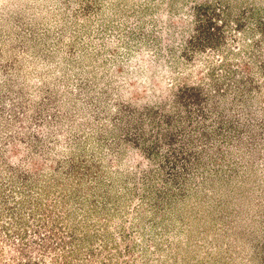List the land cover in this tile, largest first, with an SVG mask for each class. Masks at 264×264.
Masks as SVG:
<instances>
[{"label":"rangeland","instance_id":"374dc122","mask_svg":"<svg viewBox=\"0 0 264 264\" xmlns=\"http://www.w3.org/2000/svg\"><path fill=\"white\" fill-rule=\"evenodd\" d=\"M0 264H264V0H0Z\"/></svg>","mask_w":264,"mask_h":264}]
</instances>
